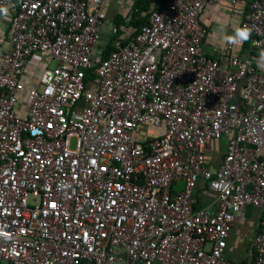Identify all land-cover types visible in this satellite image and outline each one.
<instances>
[{
	"label": "built area",
	"instance_id": "1",
	"mask_svg": "<svg viewBox=\"0 0 264 264\" xmlns=\"http://www.w3.org/2000/svg\"><path fill=\"white\" fill-rule=\"evenodd\" d=\"M134 1L0 0V264H264V0H243L251 43L225 62L201 15L237 0H152L140 27ZM249 206L253 256L227 258Z\"/></svg>",
	"mask_w": 264,
	"mask_h": 264
},
{
	"label": "crops",
	"instance_id": "2",
	"mask_svg": "<svg viewBox=\"0 0 264 264\" xmlns=\"http://www.w3.org/2000/svg\"><path fill=\"white\" fill-rule=\"evenodd\" d=\"M123 0H118V5L113 0L107 3V11L113 13L120 9V3ZM245 10V2L237 0L235 6L229 2H219L218 4L209 5L201 15V21L208 28V33L204 39L205 51L213 57L220 58L225 62V51L227 44L223 41L224 35H232L235 28L240 27L242 12ZM9 12V11H8ZM7 20L0 15V49L8 45V37L6 33ZM248 44L233 46L232 53L236 55L246 54ZM1 63V56H0ZM32 67H28L27 73L32 72ZM155 134L156 131H150ZM228 136L209 142L203 146V151L210 159L213 165H218L226 150ZM264 154V152H263ZM197 204L206 206L215 203V193L209 190L203 182L198 185L196 190ZM261 211L252 206L247 207L242 213L241 220L237 223L232 231L231 237L225 251V256L230 259L246 260L253 256L252 239L256 233L261 220ZM91 264V263H84Z\"/></svg>",
	"mask_w": 264,
	"mask_h": 264
},
{
	"label": "trees",
	"instance_id": "3",
	"mask_svg": "<svg viewBox=\"0 0 264 264\" xmlns=\"http://www.w3.org/2000/svg\"><path fill=\"white\" fill-rule=\"evenodd\" d=\"M134 12L131 17L130 23L140 27L142 24L148 22V15H141L142 11H151L152 10V0H135L134 1ZM114 21L116 24H120V22L124 21V16L121 12H117ZM252 35L249 41L246 43L248 44L246 47H248L251 43ZM112 49H114V45L112 42H108L104 48L103 54H108Z\"/></svg>",
	"mask_w": 264,
	"mask_h": 264
},
{
	"label": "clouds",
	"instance_id": "4",
	"mask_svg": "<svg viewBox=\"0 0 264 264\" xmlns=\"http://www.w3.org/2000/svg\"><path fill=\"white\" fill-rule=\"evenodd\" d=\"M0 15L7 16L8 9L6 7L0 8ZM252 29L244 25L242 27H237L234 30L232 35H224L223 41L229 45H243L245 42L249 41L251 38ZM257 67L261 70H264V51L259 54L258 59L256 60Z\"/></svg>",
	"mask_w": 264,
	"mask_h": 264
},
{
	"label": "rangeland",
	"instance_id": "5",
	"mask_svg": "<svg viewBox=\"0 0 264 264\" xmlns=\"http://www.w3.org/2000/svg\"><path fill=\"white\" fill-rule=\"evenodd\" d=\"M143 126H144L143 128H146V129H148L149 131L152 130L151 126H145V125H143ZM141 137H142V135H141Z\"/></svg>",
	"mask_w": 264,
	"mask_h": 264
}]
</instances>
